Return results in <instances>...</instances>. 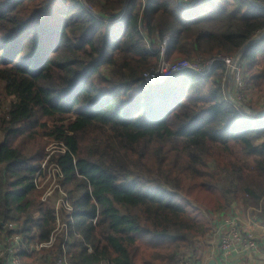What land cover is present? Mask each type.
<instances>
[{"label": "trees", "instance_id": "obj_1", "mask_svg": "<svg viewBox=\"0 0 264 264\" xmlns=\"http://www.w3.org/2000/svg\"><path fill=\"white\" fill-rule=\"evenodd\" d=\"M185 1L0 0V221L29 242L49 238L53 205L33 179L50 141L66 148L49 161L74 207L70 264H184L211 214L240 202L264 221V115L225 99V64L142 80L165 35L167 62L234 56L249 42L244 88L264 95V7ZM60 250L59 238L21 259L53 264Z\"/></svg>", "mask_w": 264, "mask_h": 264}, {"label": "built area", "instance_id": "obj_2", "mask_svg": "<svg viewBox=\"0 0 264 264\" xmlns=\"http://www.w3.org/2000/svg\"><path fill=\"white\" fill-rule=\"evenodd\" d=\"M256 3L258 6L264 7V0H257ZM181 4L190 6V3L187 4L185 0H182ZM91 12L94 13L93 10ZM118 18H120V15L115 19ZM168 39L169 36L165 35L160 47V59L158 63L142 73V80L146 84H162L167 78L183 71L205 76L210 73L215 62L222 61L225 64V68L231 70V78L234 83L233 94H240L242 97L243 64L241 61V51L234 56L218 55L207 60L182 58L173 62H167L164 59V53ZM227 73L228 71L226 70V75ZM225 81L226 76L222 80L223 94L225 87H227ZM224 97L229 102L237 101L241 103L228 94H224ZM55 143L54 151L64 152L66 150L62 143ZM51 154L52 152L47 154L45 160L36 170L33 183L37 189L42 190L41 200L52 202L55 215V227L46 241L29 242L21 234L19 231L20 227L15 222L0 221V227L2 226L7 231V238L0 242V261L3 264H25L22 262L21 254H25L26 256L42 255L45 250L52 248L53 244L59 238L61 239V250L53 264H70L67 258L65 243L69 239V230L73 229L75 223L74 207L69 199L68 193L62 186L64 174L61 167L57 163L49 161ZM225 212H223L224 214L214 215L217 219L212 218L213 229L211 233L218 240L223 258L227 259L232 254L238 252L256 250L258 245L254 234L247 230H241L238 226V217L230 212ZM96 218L97 212H95L93 222L96 221ZM87 250L91 251V248L89 247ZM183 259L184 264H190L187 258L184 257ZM100 264L111 263L103 261Z\"/></svg>", "mask_w": 264, "mask_h": 264}, {"label": "crops", "instance_id": "obj_3", "mask_svg": "<svg viewBox=\"0 0 264 264\" xmlns=\"http://www.w3.org/2000/svg\"><path fill=\"white\" fill-rule=\"evenodd\" d=\"M243 209L242 204L238 202L233 204L227 212L238 217V226L241 230L254 234L257 249L234 253L224 259L215 237L212 235L196 237L192 246L184 251V257L190 261V264H264V221L257 219L248 211L244 212ZM213 218L217 219L216 216Z\"/></svg>", "mask_w": 264, "mask_h": 264}, {"label": "rangeland", "instance_id": "obj_4", "mask_svg": "<svg viewBox=\"0 0 264 264\" xmlns=\"http://www.w3.org/2000/svg\"><path fill=\"white\" fill-rule=\"evenodd\" d=\"M188 3H190V2H188ZM181 5H183V4H181ZM183 6H185V5H183ZM180 59H182V58H180ZM226 70L229 73V74L227 73V75H226ZM231 75H232L231 70H228L227 68H225L224 75H223V77L221 79V85H222V80L226 76L225 84H226L227 87H225V89H224V94L225 95L228 94V95L232 96L233 98L237 99L238 101H240L243 105L247 106L248 108H249V106H251L252 109L249 108L250 110L263 108V110H261V111H264V95L261 94V93H258L253 88L252 89L251 88H244V84L242 83V86H241L242 97H241L240 94H233L234 83H233V80L231 78ZM257 112H259V111H257ZM248 113L252 114L250 112H248ZM252 115H254V114H252ZM1 139H2V135L0 134V141H1ZM55 144L56 143L54 141H50L49 142V144L47 146V149H46L48 154L51 153V152L52 153L55 152L54 151L55 150L54 148L56 146ZM243 211L244 212L248 211L250 214H253V215H255V212H256V210H254V209H252L250 207L244 208ZM218 214H220V213L217 212V213H213L211 215L214 216V215H218Z\"/></svg>", "mask_w": 264, "mask_h": 264}, {"label": "water", "instance_id": "obj_5", "mask_svg": "<svg viewBox=\"0 0 264 264\" xmlns=\"http://www.w3.org/2000/svg\"><path fill=\"white\" fill-rule=\"evenodd\" d=\"M179 3H181V0H179ZM257 38H258V37L252 39L251 42L255 41ZM248 44H249V42L246 43V44L241 48L240 51L243 52V50L245 49V47H246ZM234 103L239 104L240 106H242L243 109H244L246 112H250V113H252V114H254V115H264V111H261V112H253L252 110H250L247 106L243 105L242 103H238L237 101H234Z\"/></svg>", "mask_w": 264, "mask_h": 264}]
</instances>
